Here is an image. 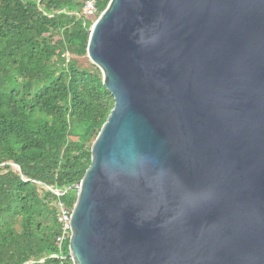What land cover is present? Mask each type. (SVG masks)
<instances>
[{"label": "water", "instance_id": "obj_1", "mask_svg": "<svg viewBox=\"0 0 264 264\" xmlns=\"http://www.w3.org/2000/svg\"><path fill=\"white\" fill-rule=\"evenodd\" d=\"M115 104L74 186L73 264H264V0H110Z\"/></svg>", "mask_w": 264, "mask_h": 264}, {"label": "trees", "instance_id": "obj_2", "mask_svg": "<svg viewBox=\"0 0 264 264\" xmlns=\"http://www.w3.org/2000/svg\"><path fill=\"white\" fill-rule=\"evenodd\" d=\"M86 1L0 0V264H73L60 205L74 208L115 104L88 57L110 0L94 18Z\"/></svg>", "mask_w": 264, "mask_h": 264}, {"label": "built area", "instance_id": "obj_3", "mask_svg": "<svg viewBox=\"0 0 264 264\" xmlns=\"http://www.w3.org/2000/svg\"><path fill=\"white\" fill-rule=\"evenodd\" d=\"M84 12L88 17L94 18L99 14L98 0H87L84 5ZM72 211L67 206L61 204L60 211L58 213V220L62 225L61 234L58 235L57 240L60 244L65 243L66 241L70 242L71 238V220H72ZM65 257V256H62Z\"/></svg>", "mask_w": 264, "mask_h": 264}, {"label": "rangeland", "instance_id": "obj_4", "mask_svg": "<svg viewBox=\"0 0 264 264\" xmlns=\"http://www.w3.org/2000/svg\"><path fill=\"white\" fill-rule=\"evenodd\" d=\"M81 61H83L84 63H86V59H83V58H82Z\"/></svg>", "mask_w": 264, "mask_h": 264}]
</instances>
